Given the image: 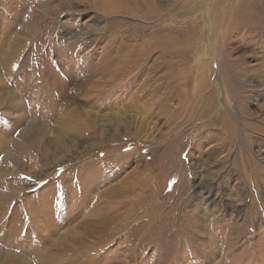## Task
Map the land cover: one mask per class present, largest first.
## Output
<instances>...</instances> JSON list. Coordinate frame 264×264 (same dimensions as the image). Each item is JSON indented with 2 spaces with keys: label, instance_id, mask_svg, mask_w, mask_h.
I'll return each mask as SVG.
<instances>
[{
  "label": "rangeland",
  "instance_id": "1",
  "mask_svg": "<svg viewBox=\"0 0 264 264\" xmlns=\"http://www.w3.org/2000/svg\"><path fill=\"white\" fill-rule=\"evenodd\" d=\"M123 5L0 0V264H264V0Z\"/></svg>",
  "mask_w": 264,
  "mask_h": 264
},
{
  "label": "bare ground",
  "instance_id": "2",
  "mask_svg": "<svg viewBox=\"0 0 264 264\" xmlns=\"http://www.w3.org/2000/svg\"><path fill=\"white\" fill-rule=\"evenodd\" d=\"M100 2V6H102L104 8V10H108L111 8V6L113 5V8L111 9H115V10H123L126 8H123V0H99ZM102 9V8H101ZM125 50V49H124ZM131 50V49H130ZM135 50V49H134ZM134 52V51H133ZM127 55H130V54H127V52H125V54H123L120 58H118L116 60V63L117 65H121V66H124V65H128V64H136L138 63V56L136 55L135 57L134 56H127ZM120 68V67H119ZM122 68V67H121ZM85 79V77H84ZM81 81V79L79 80V82ZM188 102V101H187ZM196 102V101H195ZM200 102V101H199ZM189 103V102H188ZM183 104V103H182ZM207 104V103H206ZM212 104V103H211ZM186 105V104H185ZM188 105V104H187ZM184 106V105H183ZM191 106V104H190ZM207 109V108H206ZM197 112V111H196ZM201 112V111H200ZM207 112V111H206ZM199 114V113H198ZM209 114V113H208ZM190 115V114H189ZM112 206V205H111Z\"/></svg>",
  "mask_w": 264,
  "mask_h": 264
}]
</instances>
